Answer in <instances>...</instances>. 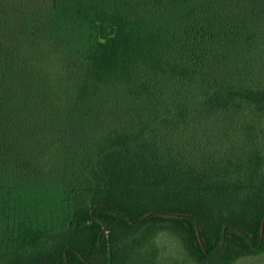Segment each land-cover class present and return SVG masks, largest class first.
<instances>
[{
	"label": "trees",
	"instance_id": "16d2710c",
	"mask_svg": "<svg viewBox=\"0 0 264 264\" xmlns=\"http://www.w3.org/2000/svg\"><path fill=\"white\" fill-rule=\"evenodd\" d=\"M256 258L264 0H0V264Z\"/></svg>",
	"mask_w": 264,
	"mask_h": 264
},
{
	"label": "rangeland",
	"instance_id": "374dc122",
	"mask_svg": "<svg viewBox=\"0 0 264 264\" xmlns=\"http://www.w3.org/2000/svg\"><path fill=\"white\" fill-rule=\"evenodd\" d=\"M264 263V258H256V259H250V260H247V261H240V263L238 264H263Z\"/></svg>",
	"mask_w": 264,
	"mask_h": 264
}]
</instances>
